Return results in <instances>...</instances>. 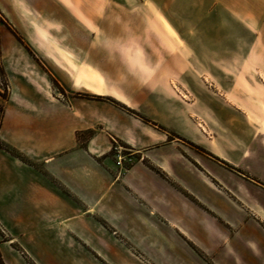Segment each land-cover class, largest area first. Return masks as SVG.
<instances>
[{
  "label": "crops",
  "instance_id": "obj_1",
  "mask_svg": "<svg viewBox=\"0 0 264 264\" xmlns=\"http://www.w3.org/2000/svg\"><path fill=\"white\" fill-rule=\"evenodd\" d=\"M26 1L36 15L6 0L7 15L21 28H30L29 17L34 27L46 22L48 35L27 36L38 59L8 31L2 41L9 92L0 125V225L7 262L28 264V256L37 264H168L185 236L196 234L201 243L223 219L237 226L230 201L223 209L210 198L217 193L206 188V177L215 178L210 169L191 165L173 139V132L188 136L187 120L169 81L156 78L151 38L162 28L174 42V27L211 25L209 18L177 23V11L208 15L219 4L237 16L264 13V5ZM117 144L125 148L120 164ZM212 151L222 156L218 146ZM227 243L229 264H264V226L254 218Z\"/></svg>",
  "mask_w": 264,
  "mask_h": 264
},
{
  "label": "rangeland",
  "instance_id": "obj_2",
  "mask_svg": "<svg viewBox=\"0 0 264 264\" xmlns=\"http://www.w3.org/2000/svg\"><path fill=\"white\" fill-rule=\"evenodd\" d=\"M14 1L15 7L21 5L27 15H36L30 11L32 7L26 0ZM5 2L0 0V117L9 92L2 62L3 36L8 31V35L15 36L38 59L35 49L27 42V36L48 35L46 22H35L39 26L35 24L34 27L30 17L24 21L30 28L17 26L7 15ZM118 2L121 0H105V5ZM142 3L148 4L149 0ZM255 3L262 6L264 0H255ZM263 16L260 10L239 11L235 16L219 4L208 15L177 11L171 17L177 23L186 20L197 23L196 20L209 18L211 25L174 27L177 37L174 42L162 28L151 38L152 51L158 56L156 78L160 81L165 77L169 81L168 93L183 105V116L187 120L188 136L173 132V139L180 143L191 165L210 169L215 178L206 177V188L212 187L217 192L214 196L209 194L210 198L218 201L223 209H226L224 201H230L239 215L238 227L245 218H254L264 226ZM213 20H217L216 26L212 25ZM65 34L70 35L68 31ZM149 34L153 32H147ZM149 45L145 44L146 47ZM217 146L223 157L212 151ZM225 221L223 219L216 229L211 227V233L208 232L201 243L195 240L196 234L185 236L183 251L175 250L168 264H217L215 256L219 251L222 260L218 261L229 264L225 253L231 248L227 242L237 226ZM189 230L195 232L192 225ZM6 241L7 235L0 225V264H9L5 258ZM177 245L175 240V248ZM136 254L145 260L144 253ZM26 260L28 264L36 263L28 256Z\"/></svg>",
  "mask_w": 264,
  "mask_h": 264
},
{
  "label": "built area",
  "instance_id": "obj_3",
  "mask_svg": "<svg viewBox=\"0 0 264 264\" xmlns=\"http://www.w3.org/2000/svg\"><path fill=\"white\" fill-rule=\"evenodd\" d=\"M115 148L118 151V163L120 164L122 162V157H123L122 156L123 148L120 145H117Z\"/></svg>",
  "mask_w": 264,
  "mask_h": 264
},
{
  "label": "trees",
  "instance_id": "obj_4",
  "mask_svg": "<svg viewBox=\"0 0 264 264\" xmlns=\"http://www.w3.org/2000/svg\"><path fill=\"white\" fill-rule=\"evenodd\" d=\"M2 74H5L4 73V70H2ZM2 109V115H1V117H0V125H1V123H2V118H3V112H4V107L3 108H1ZM5 149H7V150H9V151H11V148H9V147H6L5 146ZM12 152V151H11ZM31 264H36V263H34L33 261L31 262Z\"/></svg>",
  "mask_w": 264,
  "mask_h": 264
}]
</instances>
